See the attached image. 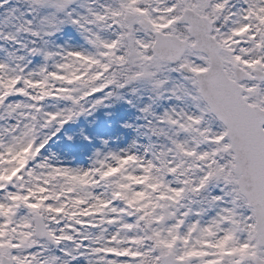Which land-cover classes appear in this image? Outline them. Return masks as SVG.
Masks as SVG:
<instances>
[{
    "label": "snow or ice",
    "instance_id": "obj_1",
    "mask_svg": "<svg viewBox=\"0 0 264 264\" xmlns=\"http://www.w3.org/2000/svg\"><path fill=\"white\" fill-rule=\"evenodd\" d=\"M0 264H264V0H0Z\"/></svg>",
    "mask_w": 264,
    "mask_h": 264
}]
</instances>
